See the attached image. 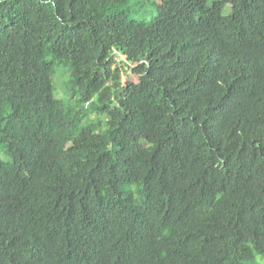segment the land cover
Masks as SVG:
<instances>
[{
	"label": "trees",
	"instance_id": "trees-1",
	"mask_svg": "<svg viewBox=\"0 0 264 264\" xmlns=\"http://www.w3.org/2000/svg\"><path fill=\"white\" fill-rule=\"evenodd\" d=\"M0 147V264H264V0H0Z\"/></svg>",
	"mask_w": 264,
	"mask_h": 264
},
{
	"label": "rangeland",
	"instance_id": "rangeland-1",
	"mask_svg": "<svg viewBox=\"0 0 264 264\" xmlns=\"http://www.w3.org/2000/svg\"><path fill=\"white\" fill-rule=\"evenodd\" d=\"M211 2L212 0H209V3ZM129 17L135 20H147L150 17V15L147 7L143 6L141 8H138L137 6H134L131 8ZM67 78H68V71L65 68L55 67L54 75L52 77V81L55 87V92H54L55 97L66 99L67 94H66L65 86H66ZM0 159L6 162L10 161L9 157L4 153L1 147H0ZM257 260L263 261V258L258 257Z\"/></svg>",
	"mask_w": 264,
	"mask_h": 264
}]
</instances>
